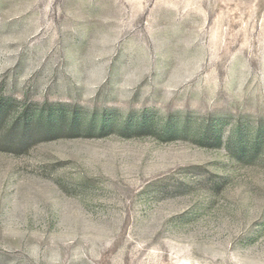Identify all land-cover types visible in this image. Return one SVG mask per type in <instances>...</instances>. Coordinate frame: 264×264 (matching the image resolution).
<instances>
[{"label":"rangeland","instance_id":"1","mask_svg":"<svg viewBox=\"0 0 264 264\" xmlns=\"http://www.w3.org/2000/svg\"><path fill=\"white\" fill-rule=\"evenodd\" d=\"M0 103V264H264V0H0Z\"/></svg>","mask_w":264,"mask_h":264},{"label":"trees","instance_id":"2","mask_svg":"<svg viewBox=\"0 0 264 264\" xmlns=\"http://www.w3.org/2000/svg\"><path fill=\"white\" fill-rule=\"evenodd\" d=\"M3 105L0 103V114L3 110ZM18 119L13 121V127L18 125L22 132H35L36 131L42 136L51 134H75L80 132L92 133L98 132L104 134L109 128L114 126V122L89 118L84 123L77 120L75 113L66 119L63 115L45 117L43 118L40 114H35L34 117L28 118L25 114L20 115ZM22 118V119H21ZM119 130L126 135H145V134H156L164 138H172L177 133L186 134V128H176L170 122H165L158 129L157 122L147 114L141 115L139 118L129 119L128 121H118ZM201 141L205 140V134L196 135ZM212 138L217 144H220L221 138L218 132L212 135Z\"/></svg>","mask_w":264,"mask_h":264}]
</instances>
